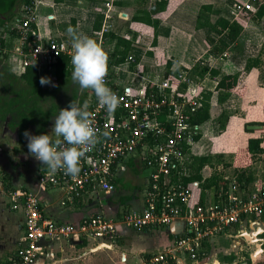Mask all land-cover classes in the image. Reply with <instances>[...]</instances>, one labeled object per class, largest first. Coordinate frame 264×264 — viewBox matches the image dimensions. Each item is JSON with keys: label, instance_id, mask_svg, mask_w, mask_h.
<instances>
[{"label": "built area", "instance_id": "1", "mask_svg": "<svg viewBox=\"0 0 264 264\" xmlns=\"http://www.w3.org/2000/svg\"><path fill=\"white\" fill-rule=\"evenodd\" d=\"M258 1L232 3L228 18L233 21L243 13L257 11ZM113 2L107 0V10ZM37 3L31 0L22 5L15 20L0 28V53L6 52L4 44L14 36L15 51L21 57L18 76L28 65H34L39 77H50L56 86L58 60L62 55L72 56V44L59 36L39 35ZM105 18L109 19L106 14ZM121 38L132 45L127 34ZM106 54L105 83L119 103L109 112L91 90L86 104L98 140L81 158L78 175H66L63 170L53 174L39 161L37 191L18 187L3 191L9 209L21 211L24 216V233L12 264H35L39 258H53L50 245L54 244L92 243L90 251L111 248L120 227L142 232L165 228L176 221L183 228L171 244L139 258L135 264H201L211 254L212 240L264 216V182L244 193L232 175H223L224 183L213 199L206 197L202 182L187 183L192 159L197 157L194 147L202 135V124L194 123V114L205 102L200 89L191 88L194 81L189 69L151 70L141 65L133 53L122 63L115 62L117 57L112 52ZM51 137L53 141L62 139L54 133ZM131 162L145 171L136 208H124L115 214L92 213L76 225L56 223L44 216L41 193L59 190L63 194L59 200L62 208L80 201L101 204L100 199L117 190L118 179ZM203 171L202 178H209Z\"/></svg>", "mask_w": 264, "mask_h": 264}, {"label": "crops", "instance_id": "2", "mask_svg": "<svg viewBox=\"0 0 264 264\" xmlns=\"http://www.w3.org/2000/svg\"><path fill=\"white\" fill-rule=\"evenodd\" d=\"M157 1L160 0H142L140 7L132 9L130 7H124V5H116L118 1L115 0L109 7V10H107L105 6L107 2L104 4V2L100 0H38L36 4V25L41 37L46 38L51 35L59 36L67 44H72V39L67 33V29L71 26L78 33L87 35L97 41L103 50L104 47L108 46L109 48L106 53L113 52L115 47L116 41L112 39V34L118 37L127 34L132 41L129 53H133L141 65L150 67L151 70L159 68L189 69V73L194 81L191 88L205 89L204 92H210L211 95L209 109L210 119L202 124V135L194 147V155L200 157L205 154L203 152V144L209 139V124L214 123L223 112L215 110L214 104L216 101L214 96L216 97V93L214 92V88L220 76L235 73L228 71L227 68L231 65L233 60H235L234 56L231 57L230 55L235 53L236 50L231 51V48H229L228 51H224L222 54H216L212 51L213 46L210 41L224 39V36L210 32L207 27L198 30L197 21L200 18L199 11L202 5H210L213 10L220 12L221 17L231 21V19L228 18V9L233 2L232 0H165L167 2L165 9L152 18L158 21L156 33L151 26L131 20L133 15H136L141 10L149 11L154 9V3ZM95 7H102V10L95 11ZM105 14L109 19L105 18ZM207 15L206 13L201 15L200 22L204 23L206 20L205 16ZM97 16L101 17V29L98 32L93 31V25ZM124 17L126 18L124 19ZM251 22L253 21L248 20L246 22L244 33L253 25H258V28H261L264 18L259 24L255 22L252 25ZM114 25L123 28V30L115 28ZM244 33L239 38L238 44H236L239 46V49H237L238 55H242L243 53L246 55L249 49H251L250 46L247 45L249 41H245L243 37ZM16 45L17 43L14 36L5 42L4 47L6 52L4 54L0 53V65L6 66L8 72L10 69L11 73L18 76V73H20L21 57L15 51ZM236 45H232V48H236ZM242 45L244 48H242ZM255 54L256 55H250L248 57L257 56L259 51H255ZM248 57L243 59L244 62ZM202 69L217 70L220 75L213 76L208 73L199 74ZM243 89V96H239L238 98L241 99L240 107L243 108L245 112L242 110L243 114L240 113L241 115H234L229 118L230 120L235 119L236 122L237 134L234 138L239 136L242 137V139L240 141L225 139L224 132L216 138H211L213 141L211 153L223 155L225 153H230L232 155L236 153L237 148H246L248 139L259 138L262 140L263 152L256 155L253 160H250V157L247 156L244 161V166H246V168L243 169L242 166L240 167L242 170L246 171L247 175V171L250 169L254 170V173H249L253 181L247 184V188L243 190L244 193H249L264 182V126L260 131H250L249 133L244 131V126L251 122L262 123L261 117H264V111H261L259 119H252L249 110L254 107H250L247 102L250 101L248 97L255 98L256 95H258L256 98L259 102H264V93H262L263 91L261 90L260 92L258 91V93L255 91L250 95L252 90L247 84ZM218 106L221 107V105ZM226 130L229 129L226 128ZM18 144V140H16L15 145L17 146ZM20 145L27 146V142ZM16 146H14V148ZM14 150H16V148ZM1 154V162L4 164L3 170L8 181L0 179V264H12V259L16 254L19 240L24 233V216L21 211H11L9 209L7 199L3 195V191L6 190L4 185L9 183L11 186L10 188L18 187L37 191V179L40 166L38 163L34 168H31L28 164L31 154L24 151L17 152L16 158L22 156L26 160H21L20 165L17 164L15 166L10 164L6 167L5 164L7 163L5 160H9L7 157L4 158L5 155L3 152H1ZM247 166H250V169ZM139 169L140 167L136 168L131 162L128 171L122 174L118 179L117 190L121 188V181L124 180L125 182L131 173L138 172ZM231 169H233V167H231ZM235 170L238 169L234 168L232 172ZM203 175L207 178L210 176V173L204 170ZM144 182L145 180L143 177L141 181L142 185ZM136 193L137 197L131 199L124 208L131 209L137 207L141 197L140 189L136 188ZM62 195L63 194L59 190H51L40 194V199L44 205V216L56 223L76 225L81 219L92 213L103 211L106 214H115L120 211L121 207L120 203L116 200L114 201L110 195L100 199L101 204H99L98 201H80L62 208L59 205V200ZM206 195L208 199H213L214 193L211 190H206ZM247 227L248 229L255 228L258 231L260 229L262 233H264V216L259 220H253L241 226L231 228L227 231V235L223 237L226 239L238 237ZM182 228L183 225L179 221L165 228L150 229L142 232H135L120 227L118 236L111 248L90 251L94 246L92 243H75L72 246L68 244L61 246L54 244L50 245L51 251L54 254L53 258L42 257L39 258L35 264H135L139 258L156 253L170 245ZM245 237L248 241L251 240V236L245 235ZM252 238L254 240L255 234L252 235ZM254 242H264V237L253 241V243ZM251 243L252 242L248 244ZM67 246L78 248V252L80 253L78 257L79 261L76 259H71L74 261L65 259L67 255ZM213 262L214 261H211L210 263L214 264Z\"/></svg>", "mask_w": 264, "mask_h": 264}, {"label": "trees", "instance_id": "3", "mask_svg": "<svg viewBox=\"0 0 264 264\" xmlns=\"http://www.w3.org/2000/svg\"><path fill=\"white\" fill-rule=\"evenodd\" d=\"M31 0H0V27H3L11 23L18 15V12L22 5L30 3ZM167 2L165 0H160L154 3V9L149 11L141 10L136 15L131 18L132 21L143 23L145 25L151 26L156 33L158 21L152 19L153 16L162 12L166 7ZM116 5L121 6V3H116ZM215 15L218 17L214 30L211 22H200L201 15L203 14ZM198 28L207 27L217 33V35L224 36V39H218L217 41L211 40L213 49L212 51L216 54H222L224 51H228L230 45H236L240 36L242 35L246 22L251 20L259 24L264 18V0L258 1V9L253 13H243L240 18H236L233 21H228L227 19L220 16V12L213 10L210 6H202L199 11ZM206 18V17H205ZM101 29V17L97 16L93 25V31H100ZM112 39L116 41L112 56L117 57L116 63H122L130 52L131 42L127 41L121 37L111 35ZM261 52L255 57H248L245 61L244 71H251L253 69H258L262 65ZM57 85L54 87L71 89L75 85L76 91L79 89L78 84H74L72 81L73 66L71 64V57L62 55L57 63ZM10 72V73H9ZM9 72L7 67L0 65V123L7 122V127L10 130L17 131V140L19 144H23L26 140L23 133L27 130L28 132L33 131L35 135L44 134L45 131L50 127L52 116L50 113L44 111L43 104H48L50 97L54 96V93L50 94L45 89V86H41L39 80L41 77L37 75V68L34 65H28L26 70L20 76H17ZM195 73V70H194ZM208 73L213 76H219L220 73L217 70H207L202 69L199 74ZM240 73L226 74L220 76L214 92L216 93L215 101L218 105H222L227 102L231 94L235 92L240 84ZM243 95V94H242ZM85 96H80L77 98L80 105L82 106ZM210 109V95L205 99L203 105L194 114V123L203 124L210 119L209 115ZM228 120V114L223 111L217 118L216 123L220 131L226 128V123ZM262 125L264 123L251 122L244 126V131L249 133L247 130L248 125ZM245 154L249 156L250 160H253L256 155L263 152L262 140L259 138H250L247 141V146L245 148ZM222 158L221 156H219ZM208 155L204 157H193L192 163L190 165L191 175L185 181L197 182L200 181L202 190H212L214 194L219 189V186L224 183L223 176L219 175L220 172L216 174H211L209 178H202V170L205 166H216L221 163V159ZM214 159V160H213ZM232 177L238 182L239 186H247L253 180L251 176L247 175L245 171L235 170L231 173ZM6 178V176H5ZM3 181H5L3 179ZM11 186L5 184L4 188L9 189ZM203 198V193L201 194ZM202 201V199H201ZM228 264H232L235 261V255L230 254L224 258Z\"/></svg>", "mask_w": 264, "mask_h": 264}, {"label": "rangeland", "instance_id": "4", "mask_svg": "<svg viewBox=\"0 0 264 264\" xmlns=\"http://www.w3.org/2000/svg\"><path fill=\"white\" fill-rule=\"evenodd\" d=\"M100 1H103L104 4L107 2V0H100ZM116 1L124 5V7H130L132 9H136L140 7L142 3V0H116ZM238 1H241V0H232L233 3L238 2ZM149 3H152V2H149ZM202 6H210V5H202ZM101 10H102V7L100 8L95 7V11H101ZM205 17H206V20L208 19V21L211 22L213 30H214V26H215V23L218 17L215 15H209V14ZM125 18L126 17H124V19ZM251 23L253 25L255 22H251ZM254 26L255 25L249 27L245 33L243 31L244 33L243 37L245 38V41L246 40L249 41L247 45H249L251 48L246 53V55H244V53L243 54L241 53L242 55H238L237 49H239V46L236 45L237 46L236 48H232L233 47L232 45L230 46L231 51L236 50L235 53H232V55H230L231 57L234 56L235 60H233L231 65L229 64L230 66L227 69L228 71L235 72V73L238 72L241 74L240 85L235 90V92L231 94V97L227 100V102L224 105H221V107L218 106L214 101L215 110H218L221 112L225 111L228 114L226 128L229 130H226L225 128L224 130L220 131L218 129L216 121L214 123L209 124L208 126L209 139L206 140V142H204L203 144V152L205 154H203L202 157L210 155L214 157L215 160L219 156L222 157V158L219 157L221 159V163H219L218 165L204 167L203 170L207 171L208 173H211L212 175L216 174L217 172H220L219 175L221 176L231 175V173H233L232 170L234 168L240 169V171H242V169L240 168L241 166L243 169L246 168V166H244V161L247 158V155L244 152L245 148H240V147L237 148L236 153H233L232 155L230 153H227V154L225 153L224 155L217 154V153H211V145H213V141L211 138H216L217 136H220L225 132V139H232L235 141H240L242 137L238 136L234 138L237 134L236 132L237 126H236L235 119H231V120L229 119L230 116L241 115L240 113H242L243 108L240 107L241 99L238 97L243 96L242 95L244 94L243 88L244 86H246V84L249 85L252 90L251 94L249 93L250 95H252L255 91L256 93H258V91L260 92L261 90L263 91L262 93H264V22L262 23L261 28H258V25L255 27ZM114 27L120 28L116 25H114ZM120 30H123V28H120ZM198 30H201V28H198ZM208 30L214 34H217L212 30V28ZM108 48H109L108 46L104 47V51L107 52ZM242 48H244L243 45H242ZM255 51L261 52L260 55H261L262 65L258 69L251 70V71H244L243 69H244L245 62L243 59H245L246 57L250 55H256ZM45 89L48 92L50 91V94L54 93V96L50 97L49 103L43 104L44 111L50 113L52 116L56 117L59 114L60 109L66 108L72 100H77V91H76L75 85L73 87V91L70 88L69 89L66 88L65 91L62 88H58L57 90H54L56 88H54L53 86H45ZM204 91L205 89L204 90L200 89V93L206 99L208 95H210V92L206 91V93H204ZM90 93H91V89H85L82 91L81 96L82 97L85 96V99H84L86 100L85 103L87 102L88 100L87 98L90 95ZM256 97H258V95H256ZM256 97L255 98L248 97L250 101L247 102L250 107H254L249 110L250 114L252 115V119L254 120L259 119L261 115V111H264V102L262 101L259 102ZM214 99H215V96H214ZM210 100H211V95H210ZM243 112L245 111L243 110ZM55 117L51 119L50 127L45 131L44 134H49L50 136L52 135V128L54 125ZM261 120H262L261 122L264 123V117H261ZM2 125H0V152H3L5 155L4 158L7 157V159L9 160V161L5 160L7 163L5 164V166L8 167L10 164L15 165V166L17 164L20 165V161L16 158V153L24 152V151L29 152V150L27 149L26 145H23V146L20 144H18L17 146L15 145L16 136H10L7 134L4 135V131H6V133H8V131L7 130L2 131ZM25 142L28 143L27 140H25ZM14 146H16L15 147L16 150H14L15 149ZM38 162L39 161L36 160L33 155H31V157L28 160V164L31 168H34L36 164L38 165ZM231 167H233V169H231ZM247 167H249L250 169V166H247ZM247 172L251 174V173H254V170L250 169ZM0 173H1V168H0ZM0 176L2 177V174H0ZM144 176H145V171L141 170L140 168L138 172L131 173V175L128 177V179L125 180V182L124 180L121 181V188L111 194L112 199L120 203V206H121L120 211L124 209V207L131 201V199H133L134 197H137L136 188L140 189L141 191L142 186H143L141 181L143 180ZM1 179L8 181V179L5 178V175ZM246 188L247 186H244V185L240 186L241 190H245ZM195 195H197V192L195 193ZM244 230L245 231L241 233L238 237H231L229 239H226L222 236V237L212 240L211 245L213 249L211 251V254L201 264H211L210 263L211 261H214L213 262L214 264H228L224 258L229 256L230 254L235 255V261L232 264H264V242H256V243L254 242L253 243V241L264 237V233H262V230L259 229L258 231L255 228L248 229L247 227ZM254 234H255V238L253 240L252 235ZM245 235L251 236L250 238L251 240L248 241ZM250 242L252 243L248 244ZM66 251H67V255L65 259H68V261H74L71 259H76L77 261H79L78 257L80 256V253L78 252V248L74 246L73 247L67 246Z\"/></svg>", "mask_w": 264, "mask_h": 264}, {"label": "clouds", "instance_id": "5", "mask_svg": "<svg viewBox=\"0 0 264 264\" xmlns=\"http://www.w3.org/2000/svg\"><path fill=\"white\" fill-rule=\"evenodd\" d=\"M67 33L72 39L73 83L78 84L81 91L93 90L99 103L109 112L113 111L119 99L105 83L106 52L97 41L78 33L71 26ZM39 83L41 86L55 87L50 77H41ZM87 107L86 103L81 106L79 101L72 100L66 108L59 110L54 118L52 133L62 139L53 141L49 134L32 135L27 130L23 133L28 141L29 153L51 173L63 170L66 175H78L81 158L97 143V130Z\"/></svg>", "mask_w": 264, "mask_h": 264}, {"label": "flooded vegetation", "instance_id": "6", "mask_svg": "<svg viewBox=\"0 0 264 264\" xmlns=\"http://www.w3.org/2000/svg\"><path fill=\"white\" fill-rule=\"evenodd\" d=\"M81 93H82V91H81L80 89H77V98L81 96ZM7 122H8V121H6L5 123H3V125H2V123H0V125H2V131L7 130V131H8L7 135H10V136H16V138H17V135H18V134H17V131H16V130H10V129H8V127H7ZM29 133H31L32 135H35L33 131H30ZM4 135H6V134H4ZM16 140H17V139H16ZM1 158H2V154H1V152H0V168H1V173H0V174H2V177L0 176V179L3 178L4 175H5L4 170H3V168H4V164H3V162H1ZM17 159H18L19 161H21V160H23V159L26 160V159H25L24 157H22V156H18ZM31 159H32V158H31ZM38 163H39V162H38ZM5 176H6V175H5Z\"/></svg>", "mask_w": 264, "mask_h": 264}, {"label": "water", "instance_id": "7", "mask_svg": "<svg viewBox=\"0 0 264 264\" xmlns=\"http://www.w3.org/2000/svg\"><path fill=\"white\" fill-rule=\"evenodd\" d=\"M263 129L262 125H248L247 130L249 131H260ZM4 134H7L6 131H4Z\"/></svg>", "mask_w": 264, "mask_h": 264}]
</instances>
